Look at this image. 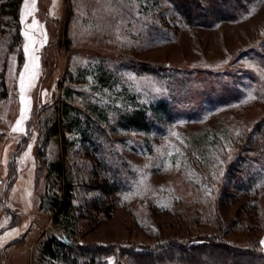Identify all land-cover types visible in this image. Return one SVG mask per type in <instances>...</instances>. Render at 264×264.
Returning <instances> with one entry per match:
<instances>
[{
  "label": "rangeland",
  "instance_id": "374dc122",
  "mask_svg": "<svg viewBox=\"0 0 264 264\" xmlns=\"http://www.w3.org/2000/svg\"><path fill=\"white\" fill-rule=\"evenodd\" d=\"M242 3L225 8L219 19L205 14L190 25L168 0H22L23 60L0 42V264H44L36 249L52 223L41 202L44 162L62 155L61 133L46 130L59 122L66 87L71 104L84 113L86 103L95 105L107 118L92 116L100 146L83 138L77 164L100 177L106 163L120 183L109 194L117 200L110 219L94 225L88 217L78 220L79 244L197 239L212 234L221 217L248 227L231 228L224 235L228 242H256L264 251V178L255 213L240 210V201L227 195L243 193L229 187L239 138L264 116V0ZM0 19L6 20L1 11ZM26 43L38 60L29 69L34 78L19 131L14 126L21 116L20 74L29 61ZM97 66L113 76L112 87L95 81ZM25 79L27 85V73ZM137 106L145 108L146 129L125 127L120 119ZM64 134L69 139L73 131ZM94 194L88 189L85 197Z\"/></svg>",
  "mask_w": 264,
  "mask_h": 264
},
{
  "label": "trees",
  "instance_id": "16d2710c",
  "mask_svg": "<svg viewBox=\"0 0 264 264\" xmlns=\"http://www.w3.org/2000/svg\"><path fill=\"white\" fill-rule=\"evenodd\" d=\"M168 1L173 8L179 9V15L190 25L201 22L200 17L205 14H214L212 18L219 19L225 13L222 12L225 8L229 10L243 4V0H218V3L217 0ZM21 4L22 0H0V11L6 16L5 22L0 19V42L6 43L7 53L16 52L19 63L23 60L19 23ZM192 8L204 14L192 15ZM12 21L16 23L14 29L11 27ZM93 74L99 85L112 87L114 78L104 68L97 66L93 69ZM72 95L70 88H64L57 113L59 122H53L49 130H46L50 134L61 133L62 155L56 160L44 162L47 189H44L41 202L47 203L52 222L49 233L43 232L36 244L39 258L44 264H264V251L256 242L237 245L224 238L231 228H248L245 221L239 222L237 218L229 222L221 217L217 218L216 230L209 235H200L197 239L191 236L186 239L170 238L154 246L79 244L74 238L78 220L88 217L94 225L110 219L117 200L109 194L120 187V183L115 179L117 177L111 175L106 163H102L100 177L97 170L91 175L85 163L77 164V156L80 155L77 148L85 140L83 138L94 142L100 132L91 128L93 117L103 116L101 110L88 103L87 113H84L70 103ZM123 102L127 104L129 101L126 98ZM104 117L102 119L107 121L106 116ZM120 119L125 122V127L146 129L147 118L143 106L125 111ZM65 131H73L69 139L65 136ZM239 141H242V149L230 175L232 181L229 187L243 193L235 196L236 193L231 192L227 195L233 201H240V210L255 213L258 207V182L264 178V116L256 123L255 129L242 134ZM94 143L100 146L99 143ZM89 174L91 177L87 180L86 176ZM88 189H92L96 196L87 199L85 194ZM242 197L244 198L240 200ZM75 200L81 201L79 206L74 204ZM109 256H113L114 261L110 262Z\"/></svg>",
  "mask_w": 264,
  "mask_h": 264
},
{
  "label": "snow or ice",
  "instance_id": "6c2138e0",
  "mask_svg": "<svg viewBox=\"0 0 264 264\" xmlns=\"http://www.w3.org/2000/svg\"><path fill=\"white\" fill-rule=\"evenodd\" d=\"M27 7V5H26ZM21 19H24V14L22 13ZM23 35L28 38L29 42H31V36L28 31H24ZM25 54L29 56V61L24 65V71L20 74L19 85H20V100H21V116L18 118L16 125L14 126V130L24 131L21 127L22 121L25 119L24 113L28 110V98L25 96L26 87L31 85V79L34 78V74L29 73L30 67H35V61L38 60L37 57L32 55L29 52V43H26L24 46ZM26 73L29 75L28 83L26 85ZM264 244V240L261 241Z\"/></svg>",
  "mask_w": 264,
  "mask_h": 264
}]
</instances>
